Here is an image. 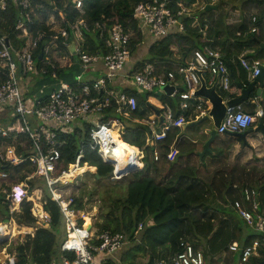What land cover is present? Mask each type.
Masks as SVG:
<instances>
[{"label":"built area","instance_id":"obj_1","mask_svg":"<svg viewBox=\"0 0 264 264\" xmlns=\"http://www.w3.org/2000/svg\"><path fill=\"white\" fill-rule=\"evenodd\" d=\"M169 1L139 2L128 22L136 21L142 38L146 35L162 38L177 30L181 32L183 26L180 16H190L191 11L182 5L174 11L169 7ZM208 3V0L203 1V5ZM10 4L20 11L14 29L20 30L19 38L24 36L25 40L17 48L5 34L0 33V166L6 164L14 168L25 165L29 171L21 169L14 179H10L8 171L0 170V182H4L1 191L8 201L9 217L18 214L21 204L30 198L27 180L43 179L49 198L60 209L65 232V238L59 244L63 254L50 264H99L107 257L116 256L126 245L127 238L122 232L100 230L94 226V222L91 223L88 213L74 208L73 197L65 198L54 190L57 184L68 182L61 180V177L70 172V166L78 167L82 158L79 153L74 164L62 170L58 176L55 175L63 146L59 131L69 133L83 123L89 124L87 146L95 150L103 162L112 166L110 178L120 180L143 167L146 147L151 148L152 158L158 160V143L163 142L169 132L208 114V101L194 95L200 85L197 71L203 77L208 76V81L205 80L207 86L217 79V89L224 93L230 90L232 84L230 68L219 49L206 46L193 50L185 65L176 63L171 70L164 71L159 66L143 63L130 72H123L131 55L133 30L125 29L120 23L96 21L94 27L107 51L88 52L84 33L89 30V26L83 17L65 23L61 14L56 16L48 13L43 20L44 28L29 34L28 26H32L34 18L39 17L35 0H0V11L6 10ZM82 4V0H75L74 6L80 14L84 13ZM257 13L254 11L249 17L250 32L259 34L264 31V13L260 18ZM197 18L195 16V25H198ZM71 42L78 55L77 63L72 60L73 55L68 50ZM35 51H38V57L41 54L38 63L34 61ZM248 51L241 52L236 60L246 71V80L252 81L259 74L260 65L264 64L248 59ZM73 65L79 67V72L72 76L70 82L58 78L59 69L71 68ZM129 86L139 93L153 92L157 96L177 98L178 106L173 109L164 104L158 107V114L147 116L141 113L135 95L127 92ZM165 86L173 87L170 95L165 93ZM223 99L227 101L230 98ZM110 108L114 109L115 117H105L103 120L104 111ZM188 112L193 116L191 119H188ZM259 119L264 120L261 106L249 112L243 103L237 104L227 107L215 130L217 136L241 133ZM125 121L144 127V144L134 146L121 141L127 147L124 152L125 164L122 165L109 151L119 141L120 137L116 134L125 132ZM176 153V150L171 149L166 155L167 160L174 161ZM135 158L142 164L139 169L133 165ZM21 174L24 179L19 177ZM233 189L238 198L230 206L258 234L248 245L240 246L237 241L227 245V251L236 253L239 262L244 263L250 257L258 256L259 249L264 246V199L260 191L248 183H234ZM33 202L31 214L35 218V225L31 232H22L30 237L36 229L48 227L51 221L50 214L44 210V201ZM140 228L141 222L137 224L134 234ZM16 232L20 234L19 230ZM3 233L8 234V242L18 235L12 236L7 224L0 223V238H4ZM178 247L180 250L177 254L169 259H158L154 264H207L200 248L192 243L180 240ZM7 248L8 243L0 248V264H16L15 252L9 253ZM23 264L40 263L26 261Z\"/></svg>","mask_w":264,"mask_h":264},{"label":"trees","instance_id":"obj_2","mask_svg":"<svg viewBox=\"0 0 264 264\" xmlns=\"http://www.w3.org/2000/svg\"><path fill=\"white\" fill-rule=\"evenodd\" d=\"M145 1L148 0H82L84 13L80 14V11L74 6L75 0H66L64 3L61 0H35V4L38 5L36 13L39 17L34 18L32 26L27 25L29 27L28 33L34 34L37 30L43 29V20L48 13H53L56 16L61 14L65 23L83 17L89 26V30L84 33L86 50L88 52L98 50L105 53L107 49L94 27V23L96 21H104L107 24L120 23L125 29L134 31L130 43L132 54L136 46L140 45L142 34L138 30L136 21L128 22V20L131 19L134 7L139 2ZM180 3H183L182 0L180 2L170 0L169 7L176 11L179 9ZM194 3L195 0H189V3L187 1L186 4L189 8ZM216 5L218 6L217 11L221 12L218 16L217 11H205L202 8L199 15L191 12L192 15L190 16L186 14L180 16L183 26L181 32L177 30L162 38L149 37L151 44L146 53L149 58L142 60L141 64L151 63L167 71L174 68L170 67L174 62L185 65L195 49H202L206 46L218 47L223 52L233 80L230 90L221 94L223 97L235 98L237 94L233 92L234 87H236V84L246 83V71L236 58L235 62H231L230 55H238L243 50H249L252 52L249 55L251 59L264 61V49H260V44L264 43V31L259 34L250 32L251 22L249 18L254 11L258 12L259 18L263 15L264 0H219ZM234 11L238 12V19L228 22L230 13ZM195 16L198 17V25H195ZM19 17V9L11 4L6 10L0 11V33L5 34L9 42L17 48H20L25 40L24 36L19 38L20 30L14 29ZM64 26L66 27V24ZM203 31L205 32L204 35ZM93 36L99 40L97 45L92 39ZM34 54V61L38 63V51H35ZM78 72L79 67L73 65L71 68L59 69L57 74L59 79L70 82L72 76ZM127 92L135 95L138 106L143 108L141 113L148 110V106L152 102L157 103L156 106L158 107L167 104L173 109L179 102L177 98L173 99L166 95L157 96L153 92L143 95L131 88H127ZM247 104L246 101L243 106ZM248 108H251V110L248 109L249 111L253 110L252 106H248ZM104 112L103 120L105 117H115L112 108ZM89 128V124L83 123L69 133L59 131V140L63 142V146L60 149L61 161L57 163L55 175L58 176L62 170L74 164L76 156L81 153L82 158L78 167L96 168V173L92 174L93 180L98 185H100V180L105 179L109 182L107 187L101 186L102 190L104 189L107 192L112 188L116 189L114 196L111 195L105 201L108 209L102 221H94V226L100 230L124 233L127 243L119 251V258H117V255L107 257L99 264H116L115 262L117 264H140L139 260L143 261V264H154L158 259H169L177 254L180 250L178 247L180 240L188 241L196 247L199 246L198 248H200L207 264H218V260L214 258L215 255L226 251L230 242L237 241L240 246H244L250 244L258 236V234L248 231L250 227L239 218L230 206V203L238 198V194L233 189L235 179L241 184L244 183L245 178L243 169L238 171L236 165H229V168H232L231 170L226 169V164L221 161L223 157L228 156L224 150H214L212 148L214 153H210L211 156L221 158V164L215 167L211 166L212 163L208 164L210 160L208 162L204 161L207 154L194 165L187 162L182 165L181 162H178L179 158L184 154H195L197 143L178 135L179 128H176L169 132L163 142L158 143L156 149L158 160L152 158L150 155L151 148L146 147L144 165L141 168L142 164L140 162L138 164L141 169L138 168L139 170L120 180H112L110 178L112 166L103 162L97 152L87 146ZM218 137L214 140H218ZM120 138L130 145L142 146L144 144V127H126ZM118 142L123 144L120 140ZM171 149L176 150L177 153L174 161L169 162L166 155ZM25 167V165H21L12 168L3 164L0 166V170L8 171L10 179H14L21 169L29 171ZM206 167H209L208 174L210 175H206ZM74 168L75 166H70V171ZM96 174L98 178L95 177ZM247 175L249 180H253L250 172ZM19 177L22 178L23 175L21 174ZM262 177H264V174ZM254 181L257 185L254 187L260 191L261 197L264 199V181L258 179H254ZM75 184L77 182L72 185L67 183L56 185L54 190L61 193L63 197L68 198L72 195L70 187L75 186ZM3 185L4 182L1 181L0 222L5 223L9 218V213L8 201L1 191ZM249 185H252V183ZM214 192H216V195L213 194ZM217 192L223 193L222 201H219ZM87 196H89V193L81 194L78 197L74 196V208L84 210V201ZM43 201L44 210L51 217L49 226L36 229L32 237L27 236L24 242L15 245L16 264H23L26 261L50 264L63 254L59 250L60 242L57 241L58 234L64 229L60 209L49 196ZM21 209L24 211L26 222L32 220L33 217L28 216L30 215L28 201L21 204ZM139 222L142 223V228L134 234ZM27 225L30 226V224ZM24 231L31 232L32 229L24 228ZM16 234L18 232L13 227L12 236ZM227 255L223 264H239L236 253L228 252ZM142 258H146V260ZM263 260L264 246H261L258 256H252L246 262L240 264H261Z\"/></svg>","mask_w":264,"mask_h":264},{"label":"rangeland","instance_id":"obj_3","mask_svg":"<svg viewBox=\"0 0 264 264\" xmlns=\"http://www.w3.org/2000/svg\"><path fill=\"white\" fill-rule=\"evenodd\" d=\"M63 3L66 1V0H61ZM188 1L189 3V0H182L183 3H180V5L182 6H185L188 8V4H186ZM195 1H198V0H195ZM201 1L203 2V0H199V2L197 3L196 6H193L195 7L196 9L194 10L195 11V14L196 15H199L201 13V10L200 9L201 7L204 8L205 5H203L201 3ZM210 5H213L217 2H219V0H216L214 2H211L210 0H208ZM179 5V7H180ZM192 8V6H189V8ZM223 8V7H222ZM224 9V8H223ZM207 11V10H205ZM221 12H218L217 11V16L220 15ZM245 14V12H244ZM247 14V13H246ZM92 39L94 40L95 42V45H97L98 43V39L93 36ZM86 41V38L84 39ZM140 46V45H139ZM139 46H136L134 52H132V54L130 55V58L127 60V65L129 63H131L134 59L135 61H138V59L135 58V56L137 55L138 53V47ZM149 58V55L148 54H145L144 56V59H147ZM73 61L75 63H77L78 61V55L77 54H74L73 55ZM141 94H145V93H148V92H145V91H142L140 92ZM125 126L126 127H137L136 124H133L131 122H126L125 121ZM206 127H210L212 128V123H210L208 120L204 121L203 123H201L200 125H192V126H188L187 127V131L191 132L190 130H193V129H199L201 128V132L199 134V136H202L204 138L206 134H203V130L206 128ZM116 136L120 137V135L116 134ZM221 136H219L220 138ZM224 139L223 138H220V140H215V141H223ZM197 142V141H196ZM201 142H198L197 144H199ZM216 149H218L216 147ZM253 149L250 150V152L252 151ZM196 151V150H195ZM226 152V151H225ZM249 151H246L245 148H242V149H237L236 151H233L232 154L223 157L222 159L221 158H217L218 159V162H221L226 164V169L227 170H231L232 168H229V165H232L233 166L235 165V162L234 161H238L239 164L236 165L237 167V170H241L243 169V176L245 178L244 183H252L253 186L256 185L254 179H258V180H262L264 181V177L261 178V176L264 174V154L262 153L261 155H255V153H251V156L252 157H248L247 154H248ZM146 154V152H144ZM233 154H239L238 156L234 157ZM190 155H193L194 156V159L196 157L195 154H190ZM227 155V154H226ZM189 156L188 155H183L182 157L179 158L178 162H181L182 164H185V160H186V157ZM207 157H211V154L210 153H207ZM198 158V157H197ZM221 159V161H220ZM209 161V163H213L214 161L210 158L207 159ZM199 158L197 159V162H199ZM241 162V163H240ZM177 164V163H176ZM175 164V166H176ZM85 168H79V167H75L72 172L75 175H77L78 173H81L83 170V172L81 174H78L79 176H75L73 177L71 180H69L67 182V184H74L75 182H77V184H75V186H72L70 187L71 188V191H72V195H70V197H78L79 195L81 194H86V193H89V196L86 197L85 201H84V212L85 213H88V216H89V219L91 221V223H93L94 221H97V218L99 217L100 214H106L107 212V203L105 202L106 199H109V197L114 196L115 192H116V189L112 188L110 189V191H107L106 190L104 191V189L102 190V187H107L109 185V182L107 180H100V185H98L94 180H93V177H92V174L96 172V168L94 167H88V166H84ZM88 167V168H87ZM137 168H139L138 166V163L137 165L135 166ZM68 168V167H67ZM66 168V169H67ZM136 168V169H137ZM70 169V168H69ZM82 169V170H81ZM204 171V170H203ZM206 175H210L208 174L209 172V167H206ZM250 172V175L253 177V180H249V176L247 175V173ZM133 172L131 173H128L127 175L129 174H132ZM126 175V176H127ZM96 177V176H95ZM27 183L29 185V192H30V195H29V199L27 200L30 204V210H29V214L28 216H32L31 214V208L33 206V201H38V202H42L43 200H45L50 194L48 192V190L46 189L45 185H44V181L43 179L41 178H35L33 180H27ZM234 183H238V180L235 179V182ZM259 184V183H257ZM57 185H61V183L57 184ZM257 186V185H256ZM214 195H216V192L213 193ZM217 195H218V199L219 201H222V197H223V193H220V192H217ZM100 213V214H99ZM219 214V213H218ZM102 216L99 217L98 219H101L102 221ZM7 228L10 229L11 226H14L16 228V231H24V228H32L31 226H34L35 224V218L33 217L32 220H25L24 218V211L23 209L20 210V212L18 214H15V215H12L8 218L7 220ZM84 221V220H83ZM100 220L98 222H101ZM27 224H30V226L28 227ZM250 227V230L248 229V231H251V233H255V231ZM22 234V233H21ZM8 235V234H7ZM19 236L18 237H15L13 239H10V241L8 242L9 243V246L8 248L6 249V251H13V249L15 248V245L18 244V243H21V242H24V239L27 238V234H22L21 236L20 235H17ZM65 238V232L64 230H62V232L60 231V233L58 234V237H57V241L58 242H61L62 239ZM5 246V243H1L0 244V248ZM199 247V246H198ZM121 251V250H120ZM16 254V252H15ZM228 251H222L220 252V254L218 255V264H223V262L226 260V257L228 256ZM120 256V252L117 254V258H119ZM143 260H146V258H142ZM140 264H143L144 262L139 260ZM237 262L240 264L239 262V259L237 257ZM117 264V262H115Z\"/></svg>","mask_w":264,"mask_h":264},{"label":"crops","instance_id":"obj_4","mask_svg":"<svg viewBox=\"0 0 264 264\" xmlns=\"http://www.w3.org/2000/svg\"><path fill=\"white\" fill-rule=\"evenodd\" d=\"M204 1V0H203ZM199 2V0L198 1H195V3L194 4H192V8L190 7L189 9H190V11L192 12V13H195V7H193V6H196L197 5V3ZM201 3L203 4V2L201 1ZM218 10V9H217ZM217 10H215V11H217ZM218 12H220V11H218ZM217 13V12H216ZM238 19V12L237 11H234V12H232V13H230V18H229V20H228V22H233V21H235V20H237ZM151 44V39L149 38V36L148 35H146L145 37H143L142 38V40H141V43H140V46L138 47V53H137V55L135 56V58L136 59H138V61H135V59L131 62V63H129L128 65H127V63L125 64V66H124V70H123V72H130L131 70H133L136 66H138V65H140L141 64V61L142 60H144V56H145V54L147 53V49H148V47H149V45ZM215 48H217V49H219L218 47H215ZM220 50V49H219ZM221 51V50H220ZM244 51V50H243ZM242 51V52H243ZM221 53H222V55H223V52L221 51ZM240 54V53H239ZM238 54V55H239ZM250 54H252V52L251 51H248L247 53H246V57L248 58V59H250V60H255V61H258V59H255V58H253V59H251L250 57H249V55ZM237 57V54H231L230 55V61L231 62H235V58ZM223 58H224V55H223ZM225 59V58H224ZM170 61H172V60H170ZM260 61H262V60H260ZM259 61V62H260ZM172 62H174V61H172ZM260 63H262V64H264V61H262V62H260ZM174 64H176L175 62L173 63V65H171L170 67H175L174 66ZM205 78V80L206 81H208L207 80V78H208V76H205L204 77ZM232 82H233V80H232ZM179 84H180V82H179ZM242 85H245V83L243 84V83H241ZM128 88H130V86L128 87ZM235 89L233 90V92L235 93V94H237L236 95V97L237 96H239L240 95V92H241V89L240 88H238V86L236 85V87H234ZM257 88H259V84H256V86H255V89H254V91L253 92H251L250 93V95H249V99L247 100V102H248V104L247 105H245L244 106V108H245V110L246 111H249V110H251V108L249 109L248 108V106H252V111H249V112H253L254 110H255V108L257 107V106H261L263 109H264V87L261 89V91L257 94V92H256V90H257ZM131 89H134V88H132L131 87ZM135 90V89H134ZM218 90V92L221 94V92H220V90L219 89H217ZM252 94H254L253 95V97H251L252 96ZM156 104L157 103H155V102H152V103H150V105L148 104V101H147V106L149 107L148 108V110H146V111H143V114H145V115H147V116H150V115H152L153 113H155L152 109H151V107H153L154 109H156V110H159L158 109V106H156ZM178 106V105H177ZM176 106V107H177ZM176 107H175V109H176ZM141 108V111L143 110V108L142 107H140ZM249 109V110H248ZM188 117H190V118H188V119H191L193 116L191 115V112H188ZM210 123H211V121L210 120H208ZM191 122H194V121H188L184 126H182L181 128H179V134L178 135H181V137H183L184 139H189L190 141H192V142H194V143H198V142H201V143H199V144H197V149L196 150H199L200 148H201V145L203 144V142L205 141V140H207L208 139V134H207V131H208V129H210V127H206L204 130H203V134H206L205 135V137L206 138H204V137H202V136H199V134H200V132L202 131L201 130V128H199V129H193V130H190L191 132H189V131H187V127L189 126H192V125H187L188 123H191ZM264 122V121H263ZM124 123V125H125V122H123ZM257 123H258V121H256L254 124H253V126L252 127H250V128H254L255 126H257ZM200 125V124H199ZM249 129V128H248ZM219 136H221L220 138H223L224 140L223 141H213L212 143H211V150H212V148L214 149V150H216V147L218 148V149H221V150H224V151H226V153L225 154H228V155H230V154H232L233 153V151H236L237 149H242V148H245V150L246 151H249L248 152V154H247V156L248 157H252L251 156V153H255V155H261L262 153L264 154V133H262V132H253V133H251V135L249 136V138H248V140H247V144L246 145H243L242 144V141L241 140H237L238 138H234V137H232L231 135H229V134H223V135H219ZM217 137V136H216ZM219 138V137H218ZM220 138H219V140H220ZM197 141V142H196ZM251 149H253L251 152H250V150ZM214 153V152H213ZM239 154H233V156L234 157H236V156H238ZM208 158H210L211 159V161L213 160L214 162L211 164V166L212 167H215L216 165H219V164H221V162H218V159L216 158V157H213V158H211V157H205V159H204V161L205 162H208ZM197 156L195 157V159H194V156L193 155H189V156H187L186 157V160H185V162H187L188 164H190V165H194V163H197ZM235 162V165H238L239 164V162L238 161H234ZM138 164H139V161L137 162ZM137 163H134L133 165H134V167L137 165ZM241 163V162H240ZM208 164H209V162H208ZM182 165H185V164H182ZM135 168H137V167H135ZM138 169V168H137ZM237 169V168H236ZM24 176V175H23ZM21 179H24L23 177L21 178ZM33 180V179H32ZM238 183H239V181H238ZM240 184V183H239ZM108 208V207H107ZM100 214V213H99ZM105 215V214H104ZM103 217V214H100L99 215V217ZM98 217V218H99ZM97 218V221H99V220H101V219H98ZM8 222V221H7ZM7 222H5V223H3V222H0V223H3V224H7ZM13 227L14 226H11L10 227V229H8L9 230V232H11L12 233V229H13ZM32 227V226H31ZM15 228V227H14ZM64 230V229H63ZM18 235H22L21 233L20 234H18ZM18 238H19V236H17ZM3 243H8V241H6V242H3ZM8 246H9V243H8ZM7 252H9V253H14L15 252V250L13 249V251H7ZM220 254V253H219ZM219 254H217V255H215V259H219L218 258V255Z\"/></svg>","mask_w":264,"mask_h":264},{"label":"water","instance_id":"obj_5","mask_svg":"<svg viewBox=\"0 0 264 264\" xmlns=\"http://www.w3.org/2000/svg\"><path fill=\"white\" fill-rule=\"evenodd\" d=\"M176 1L180 2V0H176ZM217 9H218L217 5L205 4L204 7V10H217ZM260 49H264V43L260 44ZM68 50L72 55L76 54L74 50L73 42L69 44ZM40 56L41 54L39 55V57ZM197 73L200 79V85L195 90L194 95L206 99L210 105V108L207 115H204L197 121L188 123L187 125H199L206 120H210L212 123V128L208 129L207 131V134L209 136L208 139L203 142L199 150L195 151V154L198 156L199 160H201L207 153H213V151L211 150V143L214 141V139L217 136L215 128L219 127L220 122L226 113L227 107L235 106L237 104H242L246 102L249 99L250 93L254 91L256 84H259V88H257L256 90L257 94L264 87V65H260V72L252 81H246L245 85L236 84L238 88L241 89L240 95L235 98H230L227 101H224L223 96L217 90V83H218L217 79L211 86H207V82L202 76V73L200 71H197ZM164 91L167 95H170L173 91V87L165 86ZM179 91H181V89H179ZM151 109L156 114H158V110L154 109L153 107H151ZM258 131L264 133V122L262 119L258 120L257 126H255L254 128H249L241 133H233L229 135H231L234 138H238L239 140L242 141L243 145H246L247 140L251 135V133ZM95 176L96 178H98L97 174ZM7 239L8 238H0V244L7 241ZM261 264H264V260L261 262Z\"/></svg>","mask_w":264,"mask_h":264},{"label":"bare ground","instance_id":"obj_6","mask_svg":"<svg viewBox=\"0 0 264 264\" xmlns=\"http://www.w3.org/2000/svg\"><path fill=\"white\" fill-rule=\"evenodd\" d=\"M121 141V140H120ZM125 149H127L126 145L124 144H121L119 142H117V145L115 147H113V149H111L109 152H111L112 154V157L116 160H118V163H121L122 165H124L125 163V158H124V152H125ZM137 159L135 158L134 159V163H137ZM84 171V170H83ZM82 171V172H83ZM74 172V171H73ZM72 171H70L69 173H67V175L61 177V180H71L72 177H74V174H73ZM86 224H88V219L86 221ZM11 233V232H10ZM12 234V233H11ZM8 235L7 233H3L2 234V237L6 238Z\"/></svg>","mask_w":264,"mask_h":264},{"label":"clouds","instance_id":"obj_7","mask_svg":"<svg viewBox=\"0 0 264 264\" xmlns=\"http://www.w3.org/2000/svg\"><path fill=\"white\" fill-rule=\"evenodd\" d=\"M264 121V120H263ZM119 140H121V138H119ZM122 142H125V141H123V140H121ZM127 143V142H126ZM144 165V164H143Z\"/></svg>","mask_w":264,"mask_h":264}]
</instances>
